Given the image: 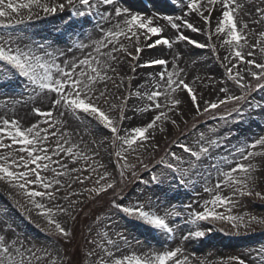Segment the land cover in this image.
Returning a JSON list of instances; mask_svg holds the SVG:
<instances>
[{"label": "snow or ice", "instance_id": "obj_1", "mask_svg": "<svg viewBox=\"0 0 264 264\" xmlns=\"http://www.w3.org/2000/svg\"><path fill=\"white\" fill-rule=\"evenodd\" d=\"M168 2L178 7L180 14H142L130 10L123 0H0V27L12 28L66 11L71 17L86 22L93 16L99 17L94 24L99 38L93 39L91 32L86 33L90 43L74 40V33L67 30L62 33L67 36L63 47L58 46L59 37L36 43L0 36V83H8L13 76H18L41 102L47 101L50 105L47 111L34 109L47 125L45 128L39 124L21 127L16 119H0V149L8 150L0 154V181L17 190L18 194L27 196L37 215L47 222V234L56 237L53 245H58L61 240L71 242L72 232L66 226L68 221L76 219L86 202L98 201L109 194L112 196L110 206L121 214V218L148 227L165 242L174 241L178 232L182 242L203 238L215 230L217 223L230 224L233 231L226 234L235 236L242 234L241 229L246 234L253 223L264 224V219L257 216L246 219L247 214H233L240 197L254 196L264 200V193L254 190L261 177L256 175L257 164L252 162L256 157L264 158V134L244 138L220 160H215L212 151L222 145L223 137L205 141L198 151L181 144L183 152L190 153L194 159L184 161L173 152L170 160L161 161L167 172L153 173L148 181H142L146 187L156 186L166 196L170 191L194 189L202 179L203 191L210 195V199H195L176 209L171 198H167L166 205L162 207L151 197H147L145 202L139 198L130 199L124 194L128 175L138 179L137 164L147 168L143 165L142 156L158 148L157 132L165 133L169 125L178 129V120L186 123V116L193 112L197 117L215 118V112L229 103H236L238 107L234 113L228 112L219 119L227 123L231 118L241 123L248 113L244 106H239L240 102H245L248 112L254 111L259 106H253L249 96L264 89V30L250 27L264 26V6H261L264 0L252 7L245 6L247 0ZM214 11L219 15L214 16ZM193 16L197 18L195 21L190 19ZM160 20L175 30L174 38L164 35L165 27L158 23ZM184 29L192 33L203 32L207 40L197 41L185 34ZM56 31L60 32L59 29ZM249 37L253 42H249ZM213 38L220 47L228 49L229 54L222 60ZM181 42L198 49L209 48L216 55L225 69L224 78L218 82V88H215L216 82L212 77L208 79L213 82V90L222 96L218 95L215 100L205 99L203 90L194 86L201 78L187 79L189 71L179 66L181 58L187 55L185 50L176 47ZM158 48L165 50L164 53L153 55L151 50ZM74 51H79L81 56L69 58L68 53ZM169 53L171 61L166 58ZM125 66L133 74H138L139 69H155L148 73V82L154 85L152 90L144 93L137 90L135 93L139 99L146 97L148 104L134 109L132 116L126 114L127 101L132 93L118 95L124 85L122 73ZM253 80L255 84L251 82ZM229 82L240 94L232 92ZM53 111L58 116L54 117ZM137 111L153 114L142 126H125V121L133 119ZM68 119L82 125L85 135L105 130L110 134L99 141L101 145L105 140L110 141L113 150L108 152V164L93 160L84 166H76L80 161L90 160V157L66 138L71 133L65 130L58 135L56 126L66 125ZM50 137L56 139L50 142ZM200 139L205 140L203 134ZM66 144L69 146L65 147ZM14 145L19 147L13 148ZM95 154L99 155L98 152ZM134 154L136 162H131L130 157ZM202 160L214 162L210 168L201 171L199 162ZM69 162L72 167H69ZM185 163L187 167H184ZM109 165L115 168V173L108 170ZM98 169H103L102 173ZM49 171L52 176L43 175ZM85 172L88 174L84 175ZM94 173L98 178L93 180ZM213 173L215 183H212ZM193 175L197 179L194 180ZM73 185L79 187L74 188ZM226 189L230 190L227 195L223 194ZM139 196H145V193H139ZM221 208L224 211L218 210ZM105 219H111V216H98L94 223L111 227L104 224ZM9 233L11 229L6 222H0V264H33L34 257L40 261L50 256L53 250L60 257L53 264H64L67 259L58 247L50 249L45 245L33 251L35 244L29 241L32 246L26 248L23 240L9 236ZM104 235L107 236V232ZM115 235L118 239L108 238L106 244L90 241L100 249L86 254L95 257L92 264H192V258L185 254L183 246L170 248L166 243L158 249L150 247L140 253L133 251L117 256L116 253L122 249L132 248L133 242L123 232ZM36 252L43 255L37 256ZM67 264H72L70 259ZM199 264L205 262L200 260ZM222 264H264V249H258L254 254L250 251L247 260L232 256Z\"/></svg>", "mask_w": 264, "mask_h": 264}, {"label": "rangeland", "instance_id": "obj_2", "mask_svg": "<svg viewBox=\"0 0 264 264\" xmlns=\"http://www.w3.org/2000/svg\"><path fill=\"white\" fill-rule=\"evenodd\" d=\"M148 6L145 7L141 0H123L125 6L130 10L134 11V7L139 6L141 9H137L134 12H139L142 14L151 15L152 13H162V14H180V9L178 7L172 6L168 0H146ZM253 5H260V0H247L246 7H252ZM264 6V5H261ZM214 16L219 15L218 12L213 13ZM98 16H93L89 18V22L78 20V18L71 17L66 11L64 13H58L55 16L44 17L41 19H34L33 21L21 24L12 28L0 27V36L11 37L13 39L20 38L25 42L35 41L36 43L47 42L53 38L59 37L58 46L63 47L64 41L67 39L66 35H62L66 30L74 33V40H83L85 43H90L86 33L91 32L93 39L99 38V33L94 27L95 21L98 20ZM190 19L196 20V17H191ZM161 26L165 27L164 35L172 36L174 38L175 30L171 29L170 26H166V22L163 20L158 21ZM199 26V24H197ZM251 28L257 30H264V26L261 25H250ZM59 29L60 32L56 30ZM185 34L191 36L193 39L205 42L207 40L206 35L202 33H192L190 30L184 29ZM247 31V30H245ZM127 43V41H122ZM213 43L217 46V53L222 60L224 56L228 55L227 47H220V43L213 38ZM249 42H253V38L249 37ZM243 43V42H242ZM179 49H183L187 52L186 58L184 56L180 60V67H184L189 71V76L187 79L190 81L194 76H199L201 79L196 81L195 87L203 90L205 99L215 100L222 94H218L213 90V82L209 81V77H212L215 83V88H218L219 81L224 78L225 69L221 66L220 61L216 59V55L209 48L198 49L194 46H187L185 42H181L176 46ZM132 50V49H130ZM90 51V49H86ZM153 55H162L165 50L161 49L159 52H153ZM257 59L260 58L259 50H256ZM73 55L80 57L81 53L79 51H74L68 53V57L71 58ZM147 58V57H146ZM171 61V54L169 53L166 57ZM192 61H196L192 64ZM189 65L191 67L189 68ZM171 68V64L169 65ZM152 69H139L138 74L131 73L130 69L125 66L124 72V85L121 87L118 95L128 96L129 92L132 95L129 97L128 111L127 115L132 116L134 109H141L148 104L146 97L144 99H139L135 93L139 90L141 93L152 90L154 85L148 79L147 74L144 72H150ZM155 70V69H154ZM146 75V76H145ZM255 84V81H251ZM205 85H208L205 88ZM229 87L234 94H240L239 90L231 85L229 82ZM249 101L255 107V110L248 112V108L244 101L240 102L239 106H244L247 115H245L243 122L237 123L234 119H229L227 123L219 119L220 116L226 115L228 112H233L235 108L238 107L236 103H230L227 106H222L218 111L215 112V118L212 116H195V113H189L186 116V123L184 121H179V128H174L169 125L165 133L157 132L156 142L158 143V148L156 150L144 154L142 156L143 167L137 164V174L138 179H133L131 175H128L126 186L124 187V194H127L130 199L139 198L146 202L147 197H151L155 203H159L162 207L166 205L167 198H171L172 204L175 205L176 209L182 208L184 204H187L195 199L207 200L210 199V195L203 191V180H199L195 188L180 189L178 192H168L166 196L160 193L159 189L154 186H148L142 181H148L150 175L153 173L167 172L164 169L161 161L170 160L171 153H176L177 156L183 158L184 161H189L194 158L190 156V153H185L181 149L180 145H187L194 151H198L202 143L207 140L215 139L216 137H223L222 145L212 151V156L215 160H220L222 157L226 156L240 141L244 138H254L260 134H264V89L254 91L249 96ZM50 105L47 101L41 102L40 99L32 93V89L24 84L22 78L18 76H13V78L8 83H0V119L7 118L9 120L16 119L21 127H30L33 124H39L41 128L47 127L43 123V119L39 117L34 109L39 108L41 111L49 110ZM152 112H142L137 111L133 119L125 121V126L134 127L142 126L146 123L152 116ZM54 117L58 114L53 111ZM67 119V118H66ZM59 129L58 135L63 133L65 130L71 135L66 137L70 140L72 144L78 145V150L82 152L85 156L90 157L88 161H80L79 165L84 166L86 163H91L93 160L108 164V152L113 149L110 148V141L105 140L103 145L99 141L104 136H109L110 134L105 130L101 133L96 131H91L90 135L84 134L83 126L72 119H68L66 125H57ZM56 129H49V131H54ZM231 133L229 136L228 134ZM201 134L204 135L205 140L201 141ZM56 138L50 137V142H53ZM94 141L96 143H94ZM10 143V141H6ZM63 143V141H61ZM54 146V143L52 144ZM69 145H65L67 147ZM18 145H14L13 148H18ZM4 149H0V154L4 153ZM99 153L96 155L95 153ZM63 155V154H61ZM53 159H56L53 157ZM67 159V157H65ZM113 164H115V157L112 158ZM131 162H136L135 154L130 157ZM264 158L256 157L252 160L254 164H257L258 177H261L257 181L255 191H260L264 193V163H262ZM213 160H202L200 161L201 171L204 168H210ZM56 167L55 164L52 165ZM73 165L69 162V167ZM187 163L184 167H187ZM31 167V166H30ZM108 170L115 173V168L112 165L108 166ZM103 169H98V172L102 173ZM88 173L85 172L84 175ZM45 176H52L53 174L49 172L43 173ZM192 175V173H190ZM98 178L94 173L93 180ZM215 173H213V181L215 183ZM69 180L68 177L64 178ZM193 179H197L193 175ZM70 182V180H69ZM167 185V180H165V186ZM74 188H78L79 185H73ZM40 190V189H37ZM230 190H225L223 194L227 195ZM145 193V196H139V193ZM199 193V196L196 195ZM39 200L40 198L37 197ZM112 196L110 195V200L102 208L98 207L93 209V212H89L86 215L89 218L79 225L76 226L77 216L75 220H69L67 227L71 229L72 239L71 242L59 241L58 245H53L52 241L56 240L55 236H50L47 234L48 224L40 216L37 215V210H35L31 203L29 202L27 196L23 194H18L17 190L10 189L4 182L0 181V222H6L7 226L11 229L9 236H14L24 241V246L31 247L35 244L36 249L48 245L50 249L58 247L62 256L66 257L64 264L70 259L72 264H76L75 259V248L76 243L81 242V258L79 259V264H92V260L95 257H89L86 254L95 249L97 252L100 249L97 247L96 243H90V241L95 240L99 244H106L108 238L117 240L115 233L123 232L125 236L128 237L130 241L133 242L132 248H124L121 252H117L116 255L120 256L122 254H130L135 251L137 253L147 251L150 247L160 248L165 243L167 247L175 248L178 245L183 246L185 254L192 258V264H199L200 260H203L205 264H222V262L227 261L228 257L240 256L241 258L247 260L248 253L251 251L253 254L258 249H264V224L253 223L250 228L244 234L245 230L241 229L242 234L239 236L229 235L233 231L230 224L227 223H217L215 225V230L208 233L205 237L200 239H193L189 241H181V233H177L176 239L174 241L165 242L163 238L153 230L146 226L140 225L135 221H129L125 218H121V214H118L115 209L111 208ZM239 204L233 209V214H247L246 219L250 216H257L264 219V200L256 197H240ZM102 199L96 201V204H101ZM87 202L82 206L84 207ZM219 211H224L223 208L218 209ZM111 216V219H105L104 224L111 225V227L105 228L103 225L97 226L94 222L98 216L106 217ZM63 219V217H61ZM37 224L39 227H37ZM81 228L83 232L80 234L78 230ZM223 229V231H220ZM98 232L100 235H98ZM107 232V236L104 233ZM31 241L32 244L28 242ZM78 241V242H77ZM136 241H139L137 244ZM11 243V239L8 240ZM75 242V245H73ZM37 256L43 255L41 252H36ZM19 259V257H18ZM60 257L56 255L53 250L50 256L45 259L36 261L33 258V264H53V262L59 260Z\"/></svg>", "mask_w": 264, "mask_h": 264}, {"label": "bare ground", "instance_id": "obj_3", "mask_svg": "<svg viewBox=\"0 0 264 264\" xmlns=\"http://www.w3.org/2000/svg\"><path fill=\"white\" fill-rule=\"evenodd\" d=\"M137 9H141L139 6H136V7H134V11L135 10H137ZM194 21V20H193ZM159 51H161V49L160 48H158V49H155V50H153V52H159ZM186 58V55H184V58L183 59H185ZM169 70H171V68L169 67ZM155 70L154 69H152V70H150V72H144L145 74H147L148 75V73H151V72H154ZM146 76V75H145ZM157 79H158V77H156ZM148 79H150V77L148 76Z\"/></svg>", "mask_w": 264, "mask_h": 264}]
</instances>
